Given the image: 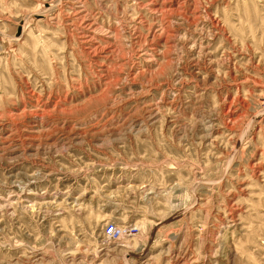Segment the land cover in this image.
Wrapping results in <instances>:
<instances>
[{
	"label": "rangeland",
	"instance_id": "obj_1",
	"mask_svg": "<svg viewBox=\"0 0 264 264\" xmlns=\"http://www.w3.org/2000/svg\"><path fill=\"white\" fill-rule=\"evenodd\" d=\"M0 264H264V0H0Z\"/></svg>",
	"mask_w": 264,
	"mask_h": 264
},
{
	"label": "built area",
	"instance_id": "obj_2",
	"mask_svg": "<svg viewBox=\"0 0 264 264\" xmlns=\"http://www.w3.org/2000/svg\"><path fill=\"white\" fill-rule=\"evenodd\" d=\"M123 233H128V230H126V228L118 227L114 223H109L104 230V235L107 236V238L113 240H118L123 235Z\"/></svg>",
	"mask_w": 264,
	"mask_h": 264
},
{
	"label": "bare ground",
	"instance_id": "obj_3",
	"mask_svg": "<svg viewBox=\"0 0 264 264\" xmlns=\"http://www.w3.org/2000/svg\"><path fill=\"white\" fill-rule=\"evenodd\" d=\"M123 234H124V233H123ZM122 236H123V235H122ZM106 237H107V236H106ZM108 240H113V239H109V238H108Z\"/></svg>",
	"mask_w": 264,
	"mask_h": 264
}]
</instances>
